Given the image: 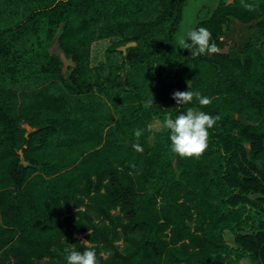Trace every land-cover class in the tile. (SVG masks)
Segmentation results:
<instances>
[{"label":"trees","instance_id":"obj_1","mask_svg":"<svg viewBox=\"0 0 264 264\" xmlns=\"http://www.w3.org/2000/svg\"><path fill=\"white\" fill-rule=\"evenodd\" d=\"M185 4L0 0V264H264V0L203 5L193 28L229 50L197 57L175 40ZM193 106L217 121L181 158L163 120Z\"/></svg>","mask_w":264,"mask_h":264},{"label":"clouds","instance_id":"obj_2","mask_svg":"<svg viewBox=\"0 0 264 264\" xmlns=\"http://www.w3.org/2000/svg\"><path fill=\"white\" fill-rule=\"evenodd\" d=\"M244 7L251 10L253 5L246 3ZM178 46L188 49L193 57L220 51L212 40L211 32L205 27L190 28L179 38ZM172 98L177 105H191L194 98L201 106L211 103L208 96L192 90L175 91ZM216 121L217 117L194 106L188 107L175 117L166 116L163 120V128L168 133L171 151L181 158L199 157L208 148L209 129L216 124ZM134 134L140 136L141 131L137 129ZM136 147L139 150V145ZM65 262L66 264H99L97 253L92 248L83 251L66 248Z\"/></svg>","mask_w":264,"mask_h":264},{"label":"rangeland","instance_id":"obj_3","mask_svg":"<svg viewBox=\"0 0 264 264\" xmlns=\"http://www.w3.org/2000/svg\"><path fill=\"white\" fill-rule=\"evenodd\" d=\"M218 0H186V4L183 8L182 19L179 25L178 32L176 34L175 40L179 44V38L185 34L190 28H193L196 22V14L198 10L203 6H215ZM110 44L109 39H100L92 43L90 49V63L92 65L97 64V62L105 59L106 50ZM119 47V46H118ZM118 47H116L118 49ZM120 58L115 55L113 62H119ZM161 125L158 124V127ZM159 127V128H160Z\"/></svg>","mask_w":264,"mask_h":264},{"label":"water","instance_id":"obj_4","mask_svg":"<svg viewBox=\"0 0 264 264\" xmlns=\"http://www.w3.org/2000/svg\"><path fill=\"white\" fill-rule=\"evenodd\" d=\"M56 43H57V40L54 41L52 49L57 52V54H58V56L62 62V67H61L62 72L65 73L69 66L74 65V62L71 58H67L62 51L57 50V44ZM130 45H135V42H127L126 44L119 46L118 49L122 50L124 52L125 49ZM219 49H220V51L218 53H227L229 50V45H225L223 48H219ZM26 127L29 129L28 125H26Z\"/></svg>","mask_w":264,"mask_h":264}]
</instances>
